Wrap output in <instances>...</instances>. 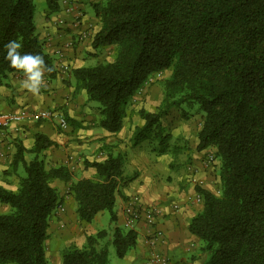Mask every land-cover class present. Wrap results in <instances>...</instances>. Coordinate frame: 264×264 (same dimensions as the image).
<instances>
[{
    "label": "trees",
    "instance_id": "trees-1",
    "mask_svg": "<svg viewBox=\"0 0 264 264\" xmlns=\"http://www.w3.org/2000/svg\"><path fill=\"white\" fill-rule=\"evenodd\" d=\"M62 0H45L55 13ZM100 23L93 49L112 46L110 61L72 69L75 90L99 104V126L118 132L127 108L151 75L169 71L162 99L133 129L132 146L164 136L156 132L170 109L196 106L202 124L198 151L213 148L219 160V192L195 186L202 207L188 222L200 241V264H264V0H100L91 5ZM33 0H0V85L9 73L7 45L22 43L21 55L43 57L48 77L55 68L37 36ZM53 142L34 134L21 146L11 171L22 169L15 190L0 184V264H47L49 220L62 203L53 181L69 183L76 217L90 223L101 211L116 222L115 197L124 180V154L106 151L101 160L84 161L95 175L73 179L65 164L47 165L39 154ZM108 148V147H106ZM24 152L34 153L27 162ZM104 229L87 234L82 246L61 253L62 264H108V245L122 258L136 245L135 230L118 225L103 243Z\"/></svg>",
    "mask_w": 264,
    "mask_h": 264
},
{
    "label": "crops",
    "instance_id": "crops-1",
    "mask_svg": "<svg viewBox=\"0 0 264 264\" xmlns=\"http://www.w3.org/2000/svg\"><path fill=\"white\" fill-rule=\"evenodd\" d=\"M98 1L100 0H62L57 12L47 13L41 20H37L35 27L38 37L43 41L44 51L51 58L56 72L51 78L43 74V85L36 95L27 89H21L20 83L25 78L22 71L9 73L0 85V113L17 112L21 108L31 113L19 124L0 128V170L11 167L18 146L27 150L33 146L35 133H41L53 142L39 157L49 166L67 165L75 179L88 178L95 172L93 168L84 166L85 160H101L110 148L114 153L124 154L125 178L118 186L114 204L116 224L124 225L126 203L130 198L136 197L141 204L155 208L154 228L159 230L163 237L158 251L167 258L166 264H200L204 259V254L197 253L200 241L188 231L187 224L202 207L200 196L195 191L196 184L204 189H211L212 173L204 158L205 153L215 151L210 147L200 151L192 149L189 153L191 168L187 167L185 173L175 178L172 173V179L169 180L168 175L166 180L159 176L158 163L163 155L155 156L151 152L149 156H144L132 152L144 142L132 146L133 129L143 124L137 114L133 115L132 119L126 114L121 129L116 133L107 132L99 126L96 106L87 100L84 90H75V79L72 75L74 68L96 64L99 53L105 48H92L91 41L99 30L100 23L93 11L89 13L85 9L86 4L91 6ZM65 6L71 7V11H66ZM89 54L91 56H88ZM64 64L68 66L67 70L62 68ZM42 111L62 115L67 121V127L60 128L56 118L39 117L38 114ZM196 143L197 140L195 146ZM119 149L122 152H119ZM33 156L34 153L24 152V160L27 162ZM166 166L170 168L169 164ZM133 171L135 176L129 179L128 176L133 174ZM17 173L23 175L22 169L19 168ZM61 183L63 182L56 180L52 184L57 188ZM0 184L10 190H15L17 186L3 181L1 175ZM57 190L62 196L60 189ZM50 228L49 220V237L45 244L51 237ZM133 230L137 233L136 245L122 257L124 264H153L150 262L153 249L147 237L149 228L140 220ZM61 239L69 244H65L56 256L58 263L62 260L63 249L76 245L67 234L61 235ZM84 242L85 238L82 237L79 245L82 246Z\"/></svg>",
    "mask_w": 264,
    "mask_h": 264
},
{
    "label": "rangeland",
    "instance_id": "rangeland-1",
    "mask_svg": "<svg viewBox=\"0 0 264 264\" xmlns=\"http://www.w3.org/2000/svg\"><path fill=\"white\" fill-rule=\"evenodd\" d=\"M33 1L35 4L34 22L36 25L37 20H41L42 17L47 14V10L45 0ZM85 9L89 13H91L92 11V7L87 4ZM35 32L37 34V30H35ZM113 53L114 48L112 46H107L103 48L102 51L99 53L97 63L110 61L113 57ZM88 56L91 55L89 54ZM168 75L169 71L164 70L161 72L154 73L149 77V79L145 82L144 86L137 92V94L132 99L130 105L127 108L126 114L129 119H132L131 117L136 114V111L139 108L152 111L157 107V105L162 99L163 82L168 77ZM92 104L96 106V112L99 111V104L96 101H92ZM92 110L95 112L94 108H92ZM201 115V112L196 109V106L185 107V109L183 110L170 109L167 114H165L161 118L159 128H156V132L160 135V137L161 135L164 136V150H160L162 145L159 143L158 139L153 138L149 140H144V142L140 143L135 149L132 150V152H135L137 155L144 156H149L151 152H153L155 156L163 155V158H160L161 160L158 163L160 168L159 176L163 179L166 178L167 180L169 175L168 179L171 180L172 173L175 174L174 178L176 176H179L183 172L185 173L186 168H191L192 166L189 153L192 149H196L194 143L195 140H197V133L202 124ZM120 151L122 152L121 149H119V152ZM111 152L113 154L118 153H114L112 149ZM207 153L214 155V152L211 151ZM206 155L207 154L205 153V156ZM93 159L95 160V158ZM166 164H169L170 168H168ZM207 167L211 170L212 173L210 185L211 189L209 191L217 194L219 192V160L214 156V160L210 164H208ZM131 168L129 171H131ZM11 172L13 171H11L10 167H8L5 170H0V175L3 181L7 182L12 186H15L18 184L17 178L19 179V174L17 172ZM134 174L135 172L133 171V174L128 176L129 179L132 178V176H135ZM94 175L95 172L92 173L90 177H93ZM68 185L69 183H61L58 184L57 187L62 193L63 203L53 211L50 217L51 228L49 231L51 237L48 240L49 242L45 244L47 264H62V260L59 263L57 262L56 256L59 255L61 248L65 246V244H69V242H63L61 239V235H69L71 240H73L76 245L80 246V239L82 237L85 238L86 234H94L98 230L104 229L107 234L101 242L103 243L105 240L109 239L108 237L112 232V228L117 225L116 222L111 223L109 213L107 211H101L102 214L97 213L98 215L96 216V218H94L90 223L80 222L76 217L75 202L73 198L68 194ZM128 198L129 197H127V199ZM7 211L8 206L0 203V212ZM120 227L128 229L127 226H125V223ZM197 253L202 254L200 252V248H198ZM108 259V264H124L123 259L115 254V249L112 244L108 245Z\"/></svg>",
    "mask_w": 264,
    "mask_h": 264
},
{
    "label": "built area",
    "instance_id": "built-area-1",
    "mask_svg": "<svg viewBox=\"0 0 264 264\" xmlns=\"http://www.w3.org/2000/svg\"><path fill=\"white\" fill-rule=\"evenodd\" d=\"M66 11H71V7H65ZM62 68L64 70L68 69L67 65H63ZM31 113L27 109L21 108L17 112H6L0 113V128H8L11 124H19L24 119L28 118ZM39 117L44 119L49 118H56L57 125L65 129L67 127L66 119L60 114H54L52 112L42 111L38 114ZM214 160L213 154H207L204 158L205 164L208 166ZM125 226L128 228L133 229L134 225L143 220L144 223L149 228L148 232V242L150 247H152V254L150 256V262L153 264H166L167 258L158 251V246L160 243L163 242L162 234L159 230L154 228L155 225V218H156V211L153 206L143 205L141 204L136 197L130 198L129 201L126 203L125 207Z\"/></svg>",
    "mask_w": 264,
    "mask_h": 264
},
{
    "label": "clouds",
    "instance_id": "clouds-1",
    "mask_svg": "<svg viewBox=\"0 0 264 264\" xmlns=\"http://www.w3.org/2000/svg\"><path fill=\"white\" fill-rule=\"evenodd\" d=\"M5 47L7 49L5 59L10 62V67L24 73L25 78L20 83L21 89H27L34 95L38 94L43 85L44 72H50L52 69L46 67L43 57L39 54L21 55L18 50L22 48V43L18 40L10 41Z\"/></svg>",
    "mask_w": 264,
    "mask_h": 264
}]
</instances>
